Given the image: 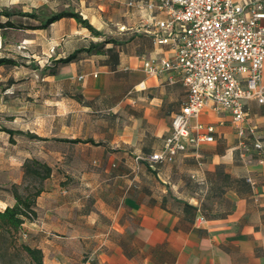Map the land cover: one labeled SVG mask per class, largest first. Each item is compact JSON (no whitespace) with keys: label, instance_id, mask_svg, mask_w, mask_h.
Returning <instances> with one entry per match:
<instances>
[{"label":"crops","instance_id":"0c3cea01","mask_svg":"<svg viewBox=\"0 0 264 264\" xmlns=\"http://www.w3.org/2000/svg\"><path fill=\"white\" fill-rule=\"evenodd\" d=\"M113 1L123 10L114 18L112 1L99 6L104 16L80 12L99 36L73 18L44 29L48 66L80 51L46 78L71 118L63 139L80 141H62L63 151L47 158L53 172L37 219L20 233L25 244L42 251L43 264H264V160L254 149L264 142V106L247 102L245 126L255 135L241 137L230 112L209 106L190 120L215 128L199 157L138 162L163 149L187 89L176 72L143 69L147 60L174 56L153 43L163 16L140 0Z\"/></svg>","mask_w":264,"mask_h":264},{"label":"built area","instance_id":"2783aa9c","mask_svg":"<svg viewBox=\"0 0 264 264\" xmlns=\"http://www.w3.org/2000/svg\"><path fill=\"white\" fill-rule=\"evenodd\" d=\"M147 10L163 17L154 22L153 43L168 45L171 59H151L143 69L149 76L180 75L187 89L182 110L175 114L172 132L161 151L136 157L151 165L173 162L180 153L199 157L204 144L215 141L213 126H190L202 110L212 106L230 112L241 137L247 128V102L264 106V0L245 4L234 0H140ZM136 3L129 2V6ZM254 149L264 160V142ZM203 220V219H202Z\"/></svg>","mask_w":264,"mask_h":264},{"label":"rangeland","instance_id":"374dc122","mask_svg":"<svg viewBox=\"0 0 264 264\" xmlns=\"http://www.w3.org/2000/svg\"><path fill=\"white\" fill-rule=\"evenodd\" d=\"M113 0H0V11L17 9L30 12L45 7L47 12H59L73 8L85 16L106 15L99 6L109 5ZM115 8V9H114ZM89 9V10H88ZM102 10V9H101ZM123 10L118 2L110 7L109 16L114 18ZM1 22L6 18L1 17ZM19 24H34L22 17L13 19ZM66 26L65 29H69ZM55 32V31H54ZM50 32L44 29H0V58H10L17 66H0V208L12 205L15 200L11 193L13 184L21 192L25 187L34 186L31 179L24 178V163L28 159L47 158L63 151L61 139L69 133L63 131L70 115L63 100H55L58 92L35 66L43 69L49 64L52 52L47 47ZM45 52V53H42ZM22 131L15 134L14 141L2 129ZM27 133L37 134L43 139H32ZM253 148V146L251 145ZM2 201V202H1ZM4 202V203H3ZM25 243L22 235L15 239H0V264H35L22 250Z\"/></svg>","mask_w":264,"mask_h":264},{"label":"trees","instance_id":"16d2710c","mask_svg":"<svg viewBox=\"0 0 264 264\" xmlns=\"http://www.w3.org/2000/svg\"><path fill=\"white\" fill-rule=\"evenodd\" d=\"M22 17L31 22H38V25L34 24H17L13 19L14 17ZM5 17L6 21L1 22L0 29H46L53 23L63 18H73L80 25L89 29L93 35L99 36L100 32L91 25L88 19H85L80 12H77L73 8H67L59 12H47L45 7L34 9L30 12H25L17 9H4L0 11V19ZM106 43V42H105ZM96 49L97 53H100L99 45L92 44L91 50ZM90 50V51H91ZM80 51H77L66 58H61L53 62V66H45L40 69V66H35V69L40 70L42 74L47 76L55 75L57 69L63 65L69 64L78 58ZM17 66L18 62L10 58H0V66ZM3 131L7 132L12 141H14L15 134H24L22 131H15L4 128ZM32 139H43L37 134L27 133ZM79 142L80 140H65ZM24 178L31 179L34 182V186L25 187L24 192H21L17 184H13L11 193L15 200L13 205H7L5 209L0 210V239H15L23 231L24 224L27 221H34L37 219V199L44 191V182L51 177L53 168L40 159H28L24 163ZM22 250L31 258L35 264H43L42 251L37 248H32L29 245L23 243L21 245Z\"/></svg>","mask_w":264,"mask_h":264}]
</instances>
